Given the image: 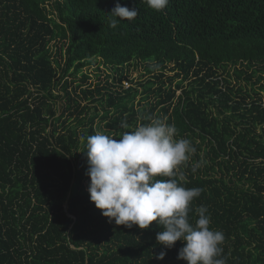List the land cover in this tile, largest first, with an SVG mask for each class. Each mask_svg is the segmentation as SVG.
<instances>
[{"label":"trees","instance_id":"1","mask_svg":"<svg viewBox=\"0 0 264 264\" xmlns=\"http://www.w3.org/2000/svg\"><path fill=\"white\" fill-rule=\"evenodd\" d=\"M117 3L138 16L111 28ZM262 92L264 0H0V264H186L156 222L109 223L88 192L87 137L155 118L196 149L157 179L202 189L189 219L208 209L218 258L264 264Z\"/></svg>","mask_w":264,"mask_h":264},{"label":"clouds","instance_id":"2","mask_svg":"<svg viewBox=\"0 0 264 264\" xmlns=\"http://www.w3.org/2000/svg\"><path fill=\"white\" fill-rule=\"evenodd\" d=\"M146 2L160 12L170 0ZM109 16L110 27L116 28L120 20L133 21L138 11L117 3ZM120 127L128 129L130 125L122 121ZM176 135V127L159 118L118 136L89 135L86 175L90 178V201L109 223L146 230L156 222L162 228L156 234L157 243L171 250L182 242L177 259L186 264H226V258H218L225 235L210 228L208 209L199 206L195 209L198 218L194 222L189 219L190 205L202 189H186L176 179H157L175 176L178 166L196 151L190 140L176 139ZM199 166L194 165L192 171ZM179 179H184L182 172ZM166 254L161 251L154 258L163 261Z\"/></svg>","mask_w":264,"mask_h":264},{"label":"rangeland","instance_id":"3","mask_svg":"<svg viewBox=\"0 0 264 264\" xmlns=\"http://www.w3.org/2000/svg\"><path fill=\"white\" fill-rule=\"evenodd\" d=\"M88 72L91 73V76H92L94 82L96 81V79H97V78L99 77V75H100V72H97L96 69H95V67H92ZM143 73H144L143 70L138 69V70H133V71H132V74H130V75H132L131 77L134 78V81H135V80L137 81V79L140 78V77L142 76ZM170 73H171V72H170ZM126 81H127V80L124 81V85H125V86H126ZM129 82H130V81H129ZM130 83L132 84V82H130ZM133 85L137 86V82H134ZM186 85H187V84H186ZM137 87H138V86H137ZM249 87H250V86H249ZM180 93H181V90H180V92H178V94H180ZM262 93H263V95H264V92H262ZM86 168H87L86 171H88V167H86ZM88 179H90V178H89L88 176H86V181H87Z\"/></svg>","mask_w":264,"mask_h":264},{"label":"built area","instance_id":"4","mask_svg":"<svg viewBox=\"0 0 264 264\" xmlns=\"http://www.w3.org/2000/svg\"><path fill=\"white\" fill-rule=\"evenodd\" d=\"M126 86H127V87H130V84H129L128 82H126Z\"/></svg>","mask_w":264,"mask_h":264},{"label":"water","instance_id":"5","mask_svg":"<svg viewBox=\"0 0 264 264\" xmlns=\"http://www.w3.org/2000/svg\"><path fill=\"white\" fill-rule=\"evenodd\" d=\"M66 209H68V205L66 206Z\"/></svg>","mask_w":264,"mask_h":264}]
</instances>
